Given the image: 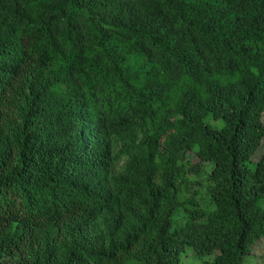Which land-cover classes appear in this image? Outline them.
Returning <instances> with one entry per match:
<instances>
[{
	"label": "trees",
	"instance_id": "16d2710c",
	"mask_svg": "<svg viewBox=\"0 0 264 264\" xmlns=\"http://www.w3.org/2000/svg\"><path fill=\"white\" fill-rule=\"evenodd\" d=\"M263 143L264 0H0V264H251Z\"/></svg>",
	"mask_w": 264,
	"mask_h": 264
},
{
	"label": "rangeland",
	"instance_id": "374dc122",
	"mask_svg": "<svg viewBox=\"0 0 264 264\" xmlns=\"http://www.w3.org/2000/svg\"><path fill=\"white\" fill-rule=\"evenodd\" d=\"M263 154H264V143H263L262 147L260 148V150L257 152V154L254 156V160H258ZM263 249H264V244H261V246H259L257 248V250H259L261 253H262ZM258 256H261V255H257V256L252 257L250 263L251 264H264V256L262 258H260ZM194 259L195 258L192 257V255L191 256L187 255V257L185 258V262L191 263V262L197 260V259H195V260Z\"/></svg>",
	"mask_w": 264,
	"mask_h": 264
}]
</instances>
